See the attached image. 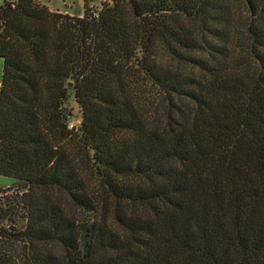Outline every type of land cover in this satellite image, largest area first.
<instances>
[{"label":"trees","instance_id":"obj_1","mask_svg":"<svg viewBox=\"0 0 264 264\" xmlns=\"http://www.w3.org/2000/svg\"><path fill=\"white\" fill-rule=\"evenodd\" d=\"M0 57V264H264V0L6 1Z\"/></svg>","mask_w":264,"mask_h":264},{"label":"rangeland","instance_id":"obj_2","mask_svg":"<svg viewBox=\"0 0 264 264\" xmlns=\"http://www.w3.org/2000/svg\"><path fill=\"white\" fill-rule=\"evenodd\" d=\"M6 1L15 0H0V7L4 5ZM41 4L46 6L50 11L67 13L76 17H83L85 13L86 5L94 9L101 6L106 0H39ZM4 68V59L0 57V87L2 80V73ZM69 108L72 110L71 126H78L81 123V109L77 104L75 97L72 96L68 103ZM15 180L9 177L0 176V190L13 186Z\"/></svg>","mask_w":264,"mask_h":264}]
</instances>
